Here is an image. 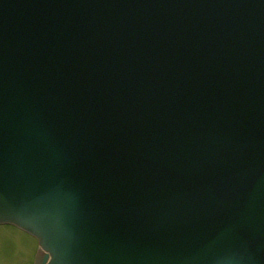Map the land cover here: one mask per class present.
Instances as JSON below:
<instances>
[{
  "label": "water",
  "instance_id": "1",
  "mask_svg": "<svg viewBox=\"0 0 264 264\" xmlns=\"http://www.w3.org/2000/svg\"><path fill=\"white\" fill-rule=\"evenodd\" d=\"M0 224L32 264H264V0H0Z\"/></svg>",
  "mask_w": 264,
  "mask_h": 264
},
{
  "label": "rangeland",
  "instance_id": "2",
  "mask_svg": "<svg viewBox=\"0 0 264 264\" xmlns=\"http://www.w3.org/2000/svg\"><path fill=\"white\" fill-rule=\"evenodd\" d=\"M36 241L11 225L0 224V264H31Z\"/></svg>",
  "mask_w": 264,
  "mask_h": 264
}]
</instances>
